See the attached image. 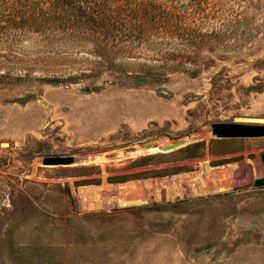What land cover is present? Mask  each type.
<instances>
[{
    "label": "rangeland",
    "instance_id": "rangeland-1",
    "mask_svg": "<svg viewBox=\"0 0 264 264\" xmlns=\"http://www.w3.org/2000/svg\"><path fill=\"white\" fill-rule=\"evenodd\" d=\"M126 3L173 18L127 51L0 38V264H264V137L210 132L264 125V0Z\"/></svg>",
    "mask_w": 264,
    "mask_h": 264
},
{
    "label": "trees",
    "instance_id": "trees-1",
    "mask_svg": "<svg viewBox=\"0 0 264 264\" xmlns=\"http://www.w3.org/2000/svg\"><path fill=\"white\" fill-rule=\"evenodd\" d=\"M128 1L0 0V38L36 36L67 51L88 46L96 53L127 51L173 18L165 6Z\"/></svg>",
    "mask_w": 264,
    "mask_h": 264
},
{
    "label": "water",
    "instance_id": "water-1",
    "mask_svg": "<svg viewBox=\"0 0 264 264\" xmlns=\"http://www.w3.org/2000/svg\"><path fill=\"white\" fill-rule=\"evenodd\" d=\"M212 136L218 139H233V138H262L264 137V125H248L237 123H215L211 126ZM184 145L183 140H171L169 144L160 146L162 152H170ZM149 145L147 148H151ZM130 151L132 148L129 149ZM264 164V155L261 156ZM74 157H49L46 159V165H70L74 163ZM256 187H264V178L255 181Z\"/></svg>",
    "mask_w": 264,
    "mask_h": 264
},
{
    "label": "bare ground",
    "instance_id": "bare-ground-1",
    "mask_svg": "<svg viewBox=\"0 0 264 264\" xmlns=\"http://www.w3.org/2000/svg\"><path fill=\"white\" fill-rule=\"evenodd\" d=\"M211 132V131H210ZM208 135V134H207ZM210 135V134H209ZM204 136V135H203ZM211 136V135H210ZM184 141V144L185 143H189V142H192L195 140V137L194 136H189V137H186L184 139H182ZM170 141L167 140V139H162V140H158L156 143H151V144H148V145H142V144H137L135 145L134 147H132V150L127 152V155L129 156H139L143 153H146V152H155V151H160L159 147L160 146H165L167 144H169ZM151 145L152 147L151 148H147V146ZM103 156V155H102ZM105 157V155L103 156ZM82 158V157H81ZM96 158V157H95ZM94 158V159H95ZM90 161V160H89ZM94 161V160H93ZM95 161H98L97 159H95ZM100 162V161H99ZM237 167L235 165H232V166H225V167H220L218 169H215V168H209L208 169V172H210V175L211 176H221V177H224V178H229V181L227 183V187H232V186H236L237 184H239L238 182H233L231 184V178L232 176L235 174H239L240 171L236 169ZM207 172V173H208ZM133 188H136V187H133ZM225 188V187H224ZM219 189V188H218ZM220 192L222 190H219ZM125 200V199H123ZM123 202H127V204H131V203H137L139 201L137 200H132V198L128 197L125 201Z\"/></svg>",
    "mask_w": 264,
    "mask_h": 264
}]
</instances>
